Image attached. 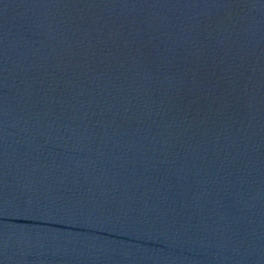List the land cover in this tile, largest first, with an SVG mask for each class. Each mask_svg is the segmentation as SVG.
Masks as SVG:
<instances>
[{
	"label": "water",
	"instance_id": "1",
	"mask_svg": "<svg viewBox=\"0 0 264 264\" xmlns=\"http://www.w3.org/2000/svg\"><path fill=\"white\" fill-rule=\"evenodd\" d=\"M0 264H264V0H0Z\"/></svg>",
	"mask_w": 264,
	"mask_h": 264
}]
</instances>
